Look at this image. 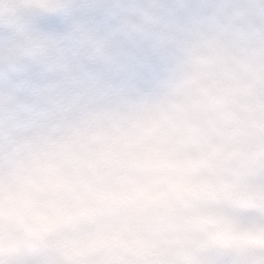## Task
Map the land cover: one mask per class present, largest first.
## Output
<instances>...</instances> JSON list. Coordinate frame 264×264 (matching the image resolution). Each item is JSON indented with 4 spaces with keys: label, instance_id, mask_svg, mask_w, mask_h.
I'll return each instance as SVG.
<instances>
[{
    "label": "clouds",
    "instance_id": "obj_1",
    "mask_svg": "<svg viewBox=\"0 0 264 264\" xmlns=\"http://www.w3.org/2000/svg\"><path fill=\"white\" fill-rule=\"evenodd\" d=\"M0 264H264V0H0Z\"/></svg>",
    "mask_w": 264,
    "mask_h": 264
}]
</instances>
